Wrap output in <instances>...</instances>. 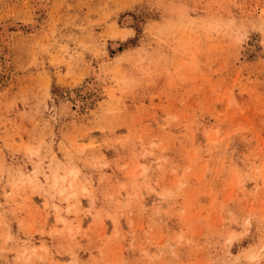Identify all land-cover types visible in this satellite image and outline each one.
<instances>
[{
  "label": "rangeland",
  "instance_id": "rangeland-1",
  "mask_svg": "<svg viewBox=\"0 0 264 264\" xmlns=\"http://www.w3.org/2000/svg\"><path fill=\"white\" fill-rule=\"evenodd\" d=\"M0 264H264V0H0Z\"/></svg>",
  "mask_w": 264,
  "mask_h": 264
},
{
  "label": "bare ground",
  "instance_id": "bare-ground-1",
  "mask_svg": "<svg viewBox=\"0 0 264 264\" xmlns=\"http://www.w3.org/2000/svg\"><path fill=\"white\" fill-rule=\"evenodd\" d=\"M38 5H39V4H38ZM39 6H40V5H39ZM41 6H42V5H41ZM41 6H40V7H41ZM40 7H39L38 9H41ZM41 10H42V9H41ZM42 13H43V10H42ZM43 14H44V13H43ZM38 15H39V14H38ZM43 20H44V19H43ZM40 23H41V22H40ZM35 24H36V23H35ZM35 24H33V25H35Z\"/></svg>",
  "mask_w": 264,
  "mask_h": 264
}]
</instances>
